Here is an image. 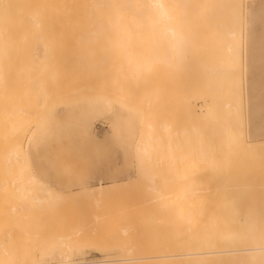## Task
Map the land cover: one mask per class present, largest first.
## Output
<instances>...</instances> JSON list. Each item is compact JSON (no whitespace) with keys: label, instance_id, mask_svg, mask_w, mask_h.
<instances>
[{"label":"rangeland","instance_id":"374dc122","mask_svg":"<svg viewBox=\"0 0 264 264\" xmlns=\"http://www.w3.org/2000/svg\"><path fill=\"white\" fill-rule=\"evenodd\" d=\"M258 4V2H255L253 6L257 7ZM250 20L252 24H246L245 16V20L242 21V23H245V26L242 24L243 28L241 26L242 30L240 29L241 32L243 31L241 35L242 45L240 44L242 50L241 59L243 60L241 64L244 65V67L241 65L240 76L242 78L241 85H243L242 87H244L245 91L243 104V120L245 122L243 121V129L245 138L248 141L251 140L250 138L264 139V7L261 9L258 7ZM208 32L212 33L210 31H207V33L204 32L205 34L203 35L206 36L205 38H210L211 35ZM210 45L213 46L214 44H208L200 51V59H198L200 60V66L197 69V76L199 77H197V80L204 81L207 80L206 77H210L211 89L208 87L210 90L207 88L209 92L206 93L208 90H205V94H209L210 96H206L212 98L217 105L215 104L214 111L211 115L212 120L207 118L209 116H206L205 119H207V122L203 123L205 127L200 122L203 119L200 121L198 119L201 117L204 118L202 115L207 114V111L205 108L198 111V113L201 112L200 115L197 114V120L199 122L197 121L196 124L198 127L200 124L201 129L204 127L203 129L207 130L202 129V132L199 128L203 137L202 135L201 138L194 137L196 142L194 143V140H191L193 142L190 143V147H186V150L192 147V150H194V144L199 143L198 140H201V148L204 149L207 147L209 154L210 149L213 150L212 153L214 156H212V153L209 156L212 157V163L211 159H207L209 157L204 160V153H199L200 156L196 155L198 153L195 154L194 151L192 154L191 150L188 153L183 148L186 146V143H184L185 140L181 133L178 132L182 119L180 106H178L180 103L178 98V81L180 80L178 79L179 71L176 63L179 59L178 54L172 56L169 52L167 53V50L171 48L162 46L80 48L85 51L87 50L86 52L89 50L103 52L99 56V61L94 64L101 73L98 79V87L95 86L89 90L101 96V98L99 96L93 97V101L100 99L99 101L102 100V102L109 101L113 103V111L110 115L100 113L91 115L89 125L95 138L92 136H79L74 126L67 127L66 129L68 130H59L57 139L53 143H50L49 150L39 149L38 155L41 161L39 169L25 171L21 175L22 180L20 181V186L15 181L13 184L7 182L5 183L7 185L0 184V263L29 264L34 261H39L54 264L56 263L54 259L56 252L66 249L70 245L78 246V250L75 253L76 259L87 261H96L104 257H124L127 255L131 246L136 248V244L139 245H137L138 249L136 251L131 248L132 252H135V256L142 254L144 256L149 252H157L159 254L164 251H178L182 247L180 242L185 235H189L190 230H193V233H190L191 236L192 234L193 236L196 234L195 222L199 219V216L196 215V218L195 214L197 213L195 212L202 206L204 207V211L206 210V215L207 213L210 215L209 210L212 209L210 208L212 205H214L213 207L218 206V211L220 207V210H222V207L225 206L222 210L224 214L227 212L230 218L233 217L238 220H240L239 218L243 219L245 217L243 219L245 220L248 218L252 219V216L256 215V206L258 205V208L263 203L257 209H262L261 211L263 213L256 217L259 218L263 215L262 217L264 219L263 153L259 154V151H257L258 153L255 152L257 154L239 153L241 152L239 149L241 147L238 144L234 145L239 148H236L234 145L230 147L234 152H232V155L231 153L228 155L229 157L233 156L232 158H228L226 154H223V158L226 157L227 159L225 158L221 161L222 153H217L220 145H222L220 148L225 149L223 140H221L220 144L218 143V139L221 136L218 132V125L223 124V121L225 125L226 122H230V120L226 121V119H230V117L228 118L229 114L227 115V109L230 108H224L223 104L228 100L231 93L234 92V89H232L233 83L230 81L229 84L227 81L228 79H233L234 75L238 74V71L234 69L228 70L229 67L225 62L226 59H223L224 56L221 57V61L224 64L219 62L221 64L219 65L218 59L215 62L214 58L217 57V52L221 51L220 54L222 52L225 53L223 47L221 50L220 48H218L219 50L213 48L215 53H217L216 57L211 54H209V57L207 56L210 59L212 58L211 60L213 61L212 66L209 67L211 70L203 65L201 66V61L208 55L207 50L211 48ZM65 49L71 50L74 48ZM213 49L211 48L212 51H209L214 55ZM85 54H78L76 56L69 53L64 56L63 61L74 64L76 67H85L88 61L94 59L92 58L93 56L91 57ZM174 62L176 66H174ZM216 66L218 68L220 67V70L224 68L223 66H227L226 72L222 71L226 77L220 70L217 71ZM225 69L226 67L223 70ZM229 71L231 73L234 71L232 78L231 76L229 78L230 74H227ZM218 73L219 77H225L226 80L218 79ZM212 79L220 91H218L219 89H217ZM202 81L198 83L199 87ZM82 86L80 84L79 88L85 89ZM202 87L204 88V86H201L199 90L203 89ZM200 92L204 93L202 90ZM171 95H175L176 98L174 97L175 99L173 98L171 100ZM209 98L206 97L207 100ZM199 104L204 107L203 105L205 103L203 104L201 99ZM58 110L61 111L60 116L62 118L64 115H67V108L65 106H59ZM115 120H117L116 134L113 131V123ZM210 122L211 125H209ZM63 131H66L65 135ZM204 131H209L207 136L204 135ZM143 135L147 139L143 144L144 150L140 148L142 145L139 144ZM207 138L212 140V143L211 141L209 143ZM27 144L26 146L31 147V143ZM234 147L237 150H234ZM208 151L205 150L206 156L209 155L207 153ZM54 153L56 157H51ZM241 154L242 156L240 157ZM197 156L203 157L197 158L196 160ZM236 157L238 158L237 161ZM198 159H201V161H198ZM226 160L235 168L234 171ZM219 161L222 162V169H226L227 173L229 169H232L231 171L229 170L230 173L226 174L227 176L230 175L229 181H226L228 178L226 175V178L221 176L216 179L219 178L220 181L225 180L231 183L230 181L233 180V177L241 175L237 179L235 178L238 181L240 180V185L238 181L233 180L231 185L229 183L225 184L226 182L224 181L226 186L224 184V187L221 185L222 188L219 186L220 189L226 187L231 189V187L235 186L233 189L234 192L233 190L229 192L230 197L234 195L232 198H229L228 193L227 195H223V193L218 192L221 196H228L229 202L226 201L227 197H221V202H218L220 201L217 199L220 197H217L219 194L215 192L216 196L214 192H209L211 189L215 191L218 188L215 182L219 181L215 179L214 174L217 171L222 173V170L221 168L214 167L220 164ZM186 162L189 163L186 165ZM241 162L242 165H240ZM210 163L213 165L211 166ZM227 163L229 166V168L227 166L228 169L226 168ZM240 169L242 170L241 173ZM238 171L239 173L236 175ZM205 173L207 174L205 175ZM202 174L203 178L201 176ZM17 176H19L17 172H9L7 178L13 180ZM211 176L213 178H210ZM182 177H185V180ZM180 179L182 182H185L181 184ZM213 179L215 182L212 181ZM245 179L247 180L246 182ZM100 183L104 184L102 188L97 187ZM222 183L220 182V184ZM233 184L236 185L233 186ZM193 187L195 188L191 189ZM246 187L249 188L247 189ZM205 188L206 192L208 190L207 196L204 193ZM230 193L235 194L231 195ZM183 195L185 198H183ZM187 197L190 198L188 199ZM212 197L218 201L213 203ZM179 198L181 199L179 200ZM186 198L188 200L192 199V202L186 201ZM223 198L224 201L233 204L230 205L231 207H238L237 211L240 213L236 209L232 210L230 207L227 210V205L224 203L223 205L221 204ZM205 201L209 205L212 203V205L208 206ZM216 202L217 206H215ZM256 202L258 203L256 204ZM189 203L191 204L190 206ZM252 204L255 205V210H253L252 206L254 205ZM244 206L246 207L244 208ZM191 207H196L197 211H194ZM250 210L252 211L249 212ZM212 211L214 213L216 210L213 208ZM222 211L220 213H223ZM261 211H257V213ZM188 213L191 219V222L189 221L188 223L192 224L190 227H186L189 230L185 234L186 224L184 222L188 221ZM262 217L259 219H262ZM129 226L130 228H128ZM131 228L139 232H134ZM130 229L131 232L129 234H131V237L129 234L127 235ZM155 233L157 234L156 238ZM168 233H171L170 237ZM151 234L154 235L155 239L152 238L153 240H151ZM159 235L160 237H158ZM143 237L147 239L145 240ZM163 237L168 241L164 240ZM167 237L174 241L171 243V240ZM128 238L130 240L132 239L133 242L131 244H128L130 243V240H126ZM155 240H159L157 242L158 244ZM135 241L137 242L136 244H134Z\"/></svg>","mask_w":264,"mask_h":264},{"label":"bare ground","instance_id":"6f19581e","mask_svg":"<svg viewBox=\"0 0 264 264\" xmlns=\"http://www.w3.org/2000/svg\"><path fill=\"white\" fill-rule=\"evenodd\" d=\"M255 2L259 3L257 7L253 6ZM258 7L259 9L264 7V0H0V184H5L6 182L13 184L15 181V183L20 186V181L22 180L21 175L25 171L39 169L41 166V161L38 155L39 149L42 148L44 150H49V145L57 139L59 130L74 126L77 129L79 136H92L95 138L89 125L91 115L95 113L96 115L97 113L110 115L113 111V103H110L109 101L102 102V100L99 101L100 99L93 101V97L99 96L101 98V96L96 92L93 93V91L89 90L95 86L98 87V79L101 76V73L94 64L99 61V56H101L103 52L99 50H89L86 52L87 50L80 49L82 47L162 46L171 48L167 50V53L169 52L172 56L178 54L179 59L178 62H176L179 71L178 79L180 80L178 81V98L180 101L178 106H180L181 111H179L182 115L178 132L181 133L185 140V142L183 141L186 143V146L184 145L185 147H183L185 150L186 147L188 148L191 146L190 143L193 142L191 140H194L197 137L201 138V135L203 137V134H201L203 130H205L203 129L205 127L203 123L207 122V119H205L206 116H209L207 118H212L211 115L216 104L212 98L206 96L209 94H205V90H208L211 86V82L209 81L210 77H206L207 80H204L205 82L199 79L197 80V77H199L197 76V69L200 66V60H198L200 59V51L208 44L215 45H213L214 47L210 45L212 49L219 50L218 48H220L221 50L223 47L225 53L222 52L220 54L221 51H219L217 54L213 49L214 55L210 53L209 50H211V48H209V50H207L208 55H206L205 59L201 61V66L203 65L208 69L212 66L213 62L211 60L212 58H208L209 54L214 57H216L217 54V57L214 58L215 62H217L216 60L218 59V63L220 62L224 64V62L221 61V57L224 56L223 59H226L225 62L229 67L228 70L234 69L238 71L237 75H234V71H232L233 74L230 71L227 72L228 75L230 74L229 78L230 76L232 78V75L236 77H233V79L230 80L228 79L227 81L229 84L230 81L234 84H232L234 92L231 93L228 100L223 104L224 108H230L227 109V115L229 114L228 118L230 117V119L223 117L226 121L230 120V122H226L225 125V122L222 120L223 124L218 125V132L221 135L218 139V143L220 144L221 140H223L225 149L220 148L222 146L220 145L217 149V153H222L221 161L226 158H223V154H226L227 157L230 158V153L232 155V152H234L233 149L231 150L230 148L231 145L238 144L241 148L236 145L234 146L240 149L241 152L238 151L239 153L254 154L259 151V154L263 153L264 155V139L250 138L251 140L248 141L244 135L243 104L245 91L244 87H242L243 85H241L242 78L240 76V70L242 69L241 63L243 61L241 59L242 24L245 26V23H242V21L245 20L246 16V24L251 25L252 22L250 19ZM243 18L244 20H242ZM207 31L212 32H208L209 35H211L210 38H205L206 36L203 35L207 33ZM65 48L74 49L66 50ZM69 53L76 56L78 54L81 55L86 53L85 55L93 56L92 58L94 59L88 61V64L85 67H76L74 64L63 61L64 56ZM176 63H173L174 66H176ZM220 63L219 65H221ZM215 64L217 65V63ZM242 66L244 67V65ZM223 67H226V69L223 70V68L220 70V67H217V71L220 70L221 72H226L227 66ZM209 70H211V68H209ZM223 72L222 74L225 76V73ZM217 77L218 79L226 80V76L224 78L221 76L219 77V73ZM201 81V86H204V88L202 87L203 89L199 90L201 86L199 87L198 83ZM80 84H82V87H85V89H80ZM217 89H219V87H217ZM201 90L204 93H201ZM209 90L206 91V93L209 92ZM218 91H220V89ZM211 92L210 94L212 95ZM174 97L175 95H171V100H173ZM206 97L209 98V100H207ZM201 99L203 104L205 103L203 105L204 107L200 105L201 103L199 104ZM61 105L67 108V115H64L63 118L60 116L61 111L58 110V107ZM202 108H205L207 111V114L202 115L204 118L199 117L200 119H198L199 121L203 119V121H200L202 122L201 125L204 126H202L203 130L200 128V124L199 127L196 124L198 121L197 116L200 115L201 112L198 113V111ZM222 113L225 114L223 111ZM116 122L117 120L113 123V131L115 134ZM209 125H211V122ZM199 128L202 132L199 131ZM205 131L204 135L207 136L209 131ZM63 132L65 135L66 131ZM146 140L147 139L144 135L140 139L139 144L142 145L140 147L142 150H144L143 144ZM207 141H209V143L211 141L212 143V140H209V138H207ZM195 142L196 141L194 140V143ZM198 142L199 143L194 144V150H192V147L186 151L189 153L191 150L192 154L194 151L195 154L198 153L196 154L198 156H200L199 153H204L205 160L211 155L213 150L210 149L209 154V149L207 147V149L201 148V140H198ZM27 143H31V147L26 146ZM235 147L234 150H237ZM50 150L52 151V149ZM205 150L208 151V156H206ZM52 156L56 157L55 153L54 155H51V157ZM198 156L196 157V160L197 158L203 157ZM212 156H214L213 153ZM241 156L242 154L240 157ZM237 157L236 161L238 159ZM211 158L212 157H209L207 159L210 160ZM199 160L201 161V159H198V161ZM212 161L213 160L211 159V163ZM188 163L186 162V165ZM221 163L222 162H220V164ZM220 164L214 167L221 168L222 170V173L217 171V173L214 174L215 179L217 177L220 178L221 176L226 178L225 175L230 173L233 168L229 162L232 168L229 169L230 171L228 170L227 173L226 169H222V164ZM212 165L213 164H211V166ZM240 165H242V162ZM227 166L228 163L226 168ZM234 169L235 168H233V171ZM241 169L240 173L242 172ZM9 172H17L19 176L10 180L7 178ZM238 173L239 171L236 175ZM203 174L201 175L202 178ZM206 174L207 173H205V175ZM243 174L245 173L243 172ZM212 176L210 178H213ZM229 176L230 175L227 176L228 178L226 181L230 180ZM238 176L239 175H237V177ZM237 177H233V180L238 181L236 180ZM184 178L183 180H185ZM219 178L216 179L219 182H215L214 179L212 180L217 183L216 186L218 188H216L215 191H212L211 189L209 192H216L217 194L223 193V195H227L228 193L229 198L234 197L233 194L235 193H230L233 195L230 197L229 192L234 189V185L236 184H233L234 187H231V189L227 187L220 189L226 181H220ZM232 181H230L231 183L226 182L225 184L229 183V185H231ZM246 181L247 180L245 179V182ZM184 182L185 181H181V184ZM220 182L223 183L220 184ZM103 186L104 184L102 183L97 185L98 188H102ZM185 186L187 187V185ZM219 186L221 187L219 188ZM194 188L195 187L191 189ZM185 192L187 193V191ZM207 192L205 188L204 193H206V196L208 195ZM209 195H211V193H209ZM215 195L214 197L216 198L217 195ZM226 195L221 196L219 194L217 197H220L217 199L220 201L217 199L215 200L212 197L213 203L215 201L221 202V197H227V200H225L228 201L229 198ZM180 197L182 198V196ZM181 198H179V200ZM183 198H185V196ZM187 198L186 201L190 197ZM183 200L185 201V199ZM191 200L188 201L190 202ZM223 201L221 204L223 205L224 203L227 205V210L230 207L232 210L236 209L237 211L238 203L236 204L237 208H233V206H230L232 203L230 204L228 203L229 201ZM205 202L207 203V201ZM257 203L258 202H256V204ZM190 205L191 204L189 203V206ZM210 205H212V203H210ZM210 205L208 204V206ZM255 205L252 207L253 210L256 209V215L252 216L251 214L253 213H251L250 215L252 216V219L247 217L248 219L245 220H243L245 217L243 219L239 218L240 220H238L233 217L230 218L229 215H227V212L224 214V211L222 210L225 206L222 207V210H220V207L218 211L217 202L215 205L217 207H213L214 205H212L210 208H214V210L218 212L214 211L213 213L212 209L209 210L208 207V210L212 213L209 212L210 215H208V213L207 215L205 214L206 210L204 211L202 205V207L197 209L198 211L196 210V207H191L194 211H197L195 212L197 214L194 213L195 216H199V219L195 222L196 234H194V236L192 234L191 236L190 233L193 230H190L189 235H185V237L183 235L184 238L180 242L182 247L178 251L173 249L174 251H164L159 254L157 252H149L144 256L143 254L135 256V252H132L131 249L133 248L135 251L138 249L139 245L136 244L137 242L135 241L134 244H136V248L131 246L127 255L124 257H104L96 261H87L76 259L75 253L78 250V246L70 245L66 249L58 250L56 252L54 258L56 263L54 264H264V219L262 217L263 215L259 217H262V219L256 217L263 213L261 211L262 209L257 210L263 205V203L258 208V205L256 208ZM245 207L246 206H244V208ZM200 210L202 211L199 212ZM220 211L223 213H220ZM251 211L252 210L249 212ZM257 211L261 212L257 213ZM241 213L243 212L241 211ZM231 214H233V212H231ZM235 216L236 215H234V217ZM189 217L190 215L188 213V221L184 220L187 221L184 222V224H186V226L184 225L185 228L187 226L190 227L192 224L188 223L191 220ZM235 218H237V216ZM128 228H130V226ZM131 229L128 231L127 235L131 232ZM186 230L184 231L185 234L186 232L188 233L189 228H186ZM133 231L135 232L136 230ZM168 235L170 237L171 233H168ZM129 236L131 237V234H129ZM156 236L157 234L155 233V238ZM150 237L151 240H153L152 238H154V235ZM158 237H160V235ZM165 237H163V239L167 240ZM129 238L126 240H130ZM140 238L141 236L139 237V241ZM147 238H145V240ZM136 239L138 240V238ZM176 239L178 240V238ZM159 240H155L156 243ZM173 241L171 240V243ZM129 242L130 243L128 244H131L133 242L132 239ZM171 247L173 246L171 245ZM29 264L52 263L34 261Z\"/></svg>","mask_w":264,"mask_h":264}]
</instances>
